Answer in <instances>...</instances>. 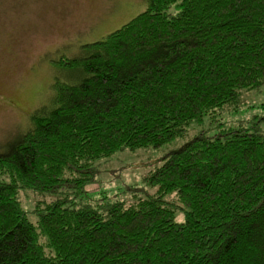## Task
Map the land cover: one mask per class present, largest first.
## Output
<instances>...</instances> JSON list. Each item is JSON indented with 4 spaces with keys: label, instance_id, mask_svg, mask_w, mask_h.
Listing matches in <instances>:
<instances>
[{
    "label": "trees",
    "instance_id": "1",
    "mask_svg": "<svg viewBox=\"0 0 264 264\" xmlns=\"http://www.w3.org/2000/svg\"><path fill=\"white\" fill-rule=\"evenodd\" d=\"M54 68L50 103L0 152V264H264L259 123L197 135L135 204L75 201L97 161L160 149L264 87V0H148ZM22 191L56 199L28 213Z\"/></svg>",
    "mask_w": 264,
    "mask_h": 264
},
{
    "label": "rangeland",
    "instance_id": "2",
    "mask_svg": "<svg viewBox=\"0 0 264 264\" xmlns=\"http://www.w3.org/2000/svg\"><path fill=\"white\" fill-rule=\"evenodd\" d=\"M147 8L148 0H0V152L26 132L33 113L50 103L54 62L80 56L84 45L104 39ZM176 13L172 7L170 14ZM63 76L65 81L79 80L78 75ZM255 123L264 133V87L242 92L236 103L192 124L184 137L160 149L125 150L97 161L95 183L75 201L95 207L135 204L156 193V188L146 184V177L197 135L211 137L224 129ZM55 199L34 191L20 193L22 208L28 213ZM176 219L184 221L182 212L178 211Z\"/></svg>",
    "mask_w": 264,
    "mask_h": 264
}]
</instances>
